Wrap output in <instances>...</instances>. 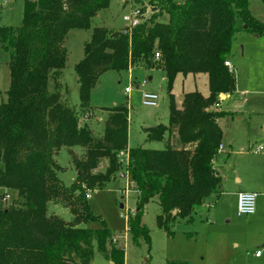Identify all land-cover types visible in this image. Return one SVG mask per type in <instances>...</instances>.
Segmentation results:
<instances>
[{"label":"trees","instance_id":"obj_1","mask_svg":"<svg viewBox=\"0 0 264 264\" xmlns=\"http://www.w3.org/2000/svg\"><path fill=\"white\" fill-rule=\"evenodd\" d=\"M112 1L26 0L19 26L0 24V63L9 65L11 76L7 101L0 104V264H91L96 246L115 264H125L124 249L109 245L114 236L109 228L83 226L100 219L88 192L105 188L117 174L126 173L135 185L137 208L128 228L137 244L144 239L150 245L143 215L154 198L160 206L158 227L173 235L177 221L192 222L196 208L220 192L214 161L223 144L218 118L225 112L211 107L221 94L236 89L226 65L235 36L242 30L263 36L264 23L252 14L249 0H149V11L155 10L130 32L92 29V18ZM163 14L168 22L158 21ZM90 29L75 65L80 104L74 109L62 93L69 53L65 41L72 30ZM137 66L165 72L169 125L146 129L148 141H167L163 149L129 147L127 105L102 109L107 113L101 137L87 122L101 75ZM202 73L209 77V95L186 93L178 107L177 76ZM174 131L177 145L170 139ZM75 147L86 154L73 160L78 175L67 187L56 157L63 148ZM104 162L105 170L97 171ZM9 192L18 202L4 205ZM52 202L67 207L72 220L50 213Z\"/></svg>","mask_w":264,"mask_h":264},{"label":"rangeland","instance_id":"obj_2","mask_svg":"<svg viewBox=\"0 0 264 264\" xmlns=\"http://www.w3.org/2000/svg\"><path fill=\"white\" fill-rule=\"evenodd\" d=\"M249 1L252 14L264 23V1ZM25 2L26 0H0V24L19 26L24 18ZM150 8L149 0H113L108 9L102 10L92 18V29L103 27L121 31L125 28L124 15L132 10L142 9L146 18H149L153 10L149 11ZM168 20L167 14L158 19L160 22ZM92 29L72 30L65 41L69 53L61 78L64 86L62 93L66 104L74 109H78L80 104L75 65L84 55V44L91 38ZM230 62L236 79V89L232 93H227L230 96L222 102L223 97L220 95L219 104L222 105L221 110L225 115L219 117L218 121L223 130V138L231 141L248 132V120H254L256 131H261V121H264V35L259 37L245 30L239 32L234 39ZM151 76L153 80L149 81ZM182 76L178 78L174 90L178 107H182L184 93L199 91L208 95L207 75L189 74L186 79L185 75ZM163 79H165L163 71H153L144 66L134 67L131 72L108 71L102 74L90 100L93 115L87 119L94 136L101 137L104 132L107 112L102 109L127 105L129 145L131 147L142 145L149 149L167 147L166 140L162 142L146 140L145 129L157 124H168L167 111L170 99ZM144 80L148 82L142 87L140 83ZM10 82L9 65L1 62L0 104L7 101ZM127 87H131L130 93L125 91ZM151 89L159 94L157 107L142 103V92ZM211 108L220 109L217 104ZM177 137V132L170 137L174 145H177ZM246 151H249L248 147H244V152ZM125 153L127 150L121 153V160L126 159V156H123ZM85 154V148L75 147L72 151L63 148L57 155L56 159L61 165L59 177L65 186H71L78 175L73 160L84 158ZM246 158L254 157L248 155ZM126 162L125 160L123 163ZM105 164V162L103 165L100 164L97 171L103 172ZM123 174L125 176H122ZM251 182L252 185L255 184L254 181L250 180L249 183ZM259 189L254 186L255 191ZM88 194L91 210L100 219L83 226L99 229L105 225L109 228L114 235L109 245L116 244L124 249L125 264H264V195L257 194L256 213L244 216L238 215L237 198L232 195L208 199L196 208L192 222L180 220L174 224L173 235L158 227L157 216L160 213V206L158 198H154L145 206L143 215V222L150 230L149 245L144 239L138 244L135 243L129 232L128 218L136 211L137 195L135 185L126 173L117 174L105 188L90 190ZM9 196L4 205L18 202L16 194L9 192ZM49 212L55 213L65 221L72 220L69 209L60 202L50 203ZM113 238H116V242ZM258 250L261 251L259 257L256 256ZM113 263L98 250L97 246L95 247L91 264Z\"/></svg>","mask_w":264,"mask_h":264},{"label":"crops","instance_id":"obj_3","mask_svg":"<svg viewBox=\"0 0 264 264\" xmlns=\"http://www.w3.org/2000/svg\"><path fill=\"white\" fill-rule=\"evenodd\" d=\"M126 3H128V1H126ZM132 70H130L129 72H131ZM152 70L153 71L156 70L160 72L163 71V69L160 67L153 68ZM202 74L207 75L208 77V74H205V73H202ZM202 74H197V75H202ZM180 77H183L182 74H179L177 76L175 84L178 78ZM187 77L188 76L186 77L184 76V79H186ZM76 79L78 80V78ZM150 80H153V76L149 78V81ZM163 82L166 83V76H165V79H163ZM175 84H174L173 92L175 90ZM208 85H209V77H208ZM161 86H163V84ZM151 91L157 92L156 90H152V89ZM190 92H193V91H190ZM209 93H210V90H209ZM208 95H204V96H208ZM229 96L230 95L228 94H222L221 98L223 97V100H221V102L227 99ZM221 106L222 105L220 104L219 106L220 109H218L220 111H222ZM167 112H168L167 113V119H168L167 125H169V111ZM255 123L256 122H254V120H248V125H249L248 132L244 133L240 137L233 138L231 141L226 138H223L222 150L219 151L214 161V164L216 168L218 169L219 175L222 180L221 189H220L219 194L211 197L210 199H213L214 197H217V196L221 197L222 195H232L237 198L236 202L238 204V194L240 192L250 191V192H255L261 196L264 195V121H261V125H260L261 131H256ZM150 127H153V126H149L148 128ZM148 128H145V129H148ZM175 133L176 132L174 131L173 134ZM129 147L131 146L129 145ZM244 147H248L249 151L244 152ZM258 149L260 151L256 152V150ZM248 155H251V157H254V158L247 159L246 157ZM122 176H124V174ZM250 180L254 181L255 184L252 185L253 182L249 183ZM255 185L258 188H260L259 191L254 190Z\"/></svg>","mask_w":264,"mask_h":264},{"label":"built area","instance_id":"obj_4","mask_svg":"<svg viewBox=\"0 0 264 264\" xmlns=\"http://www.w3.org/2000/svg\"><path fill=\"white\" fill-rule=\"evenodd\" d=\"M146 18V14L143 13L141 9H135L132 10L130 13H127L124 15V21H125V28L124 30L127 32H130L134 27L138 26L140 23L144 21ZM156 58H160V54H155ZM226 65L233 70L232 65L230 61L226 62ZM147 80H144L142 83H140V86L144 87L147 84ZM127 93H130L132 91L131 87H127L125 90ZM142 103L146 106L151 107H157L159 105V94L154 91H143L142 92ZM220 104H217V107H219ZM262 149V148H261ZM222 150V147L220 148ZM260 150H256V152H259ZM127 157V153L123 154V156ZM127 159H122L124 162ZM9 195H6L5 198H3L4 201H7L9 199ZM87 197H89V194H87ZM257 210V193L250 192V191H243L238 194V215L244 216V215H254ZM113 241L116 242V238H113ZM261 255V251L258 250L256 252V256L259 257Z\"/></svg>","mask_w":264,"mask_h":264},{"label":"water","instance_id":"obj_5","mask_svg":"<svg viewBox=\"0 0 264 264\" xmlns=\"http://www.w3.org/2000/svg\"><path fill=\"white\" fill-rule=\"evenodd\" d=\"M153 10H155V8H154ZM124 176H125V174H124ZM0 199H1V198H0ZM121 207H123V205H121Z\"/></svg>","mask_w":264,"mask_h":264}]
</instances>
